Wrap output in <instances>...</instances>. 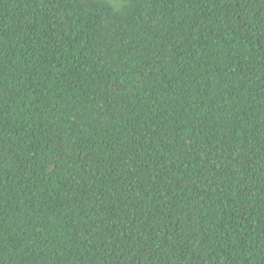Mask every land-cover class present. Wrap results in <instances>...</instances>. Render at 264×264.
Returning <instances> with one entry per match:
<instances>
[{
    "label": "trees",
    "instance_id": "1",
    "mask_svg": "<svg viewBox=\"0 0 264 264\" xmlns=\"http://www.w3.org/2000/svg\"><path fill=\"white\" fill-rule=\"evenodd\" d=\"M0 264H264V0H0Z\"/></svg>",
    "mask_w": 264,
    "mask_h": 264
}]
</instances>
